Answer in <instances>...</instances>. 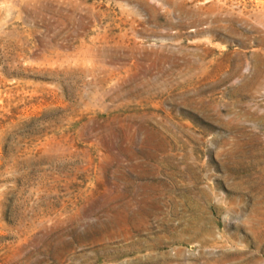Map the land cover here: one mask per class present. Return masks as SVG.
I'll list each match as a JSON object with an SVG mask.
<instances>
[{"label":"rangeland","instance_id":"1","mask_svg":"<svg viewBox=\"0 0 264 264\" xmlns=\"http://www.w3.org/2000/svg\"><path fill=\"white\" fill-rule=\"evenodd\" d=\"M0 264H264V0H0Z\"/></svg>","mask_w":264,"mask_h":264},{"label":"bare ground","instance_id":"2","mask_svg":"<svg viewBox=\"0 0 264 264\" xmlns=\"http://www.w3.org/2000/svg\"><path fill=\"white\" fill-rule=\"evenodd\" d=\"M153 133L154 132L152 131L149 135V138H148L150 145L154 144V139L152 137ZM125 179H126L128 184H134L135 187H136V185H139V186H143L146 188H150V191H147L144 194L138 192L137 189L135 188L134 192L129 193V195H128V193H124L123 189L122 190L119 189V191H118L119 192L118 193L119 199L122 197L128 196L130 198V200L127 202L128 206L132 207V205H136L138 208L141 207V205L143 203H150V204H161V203H163L161 200L162 199L161 196L164 194V191L161 188L159 189V187L167 185L169 188L173 189L177 183V180L175 181V179L173 177L172 178L166 177L165 179H162L160 177L153 176L149 180L142 182V183H137L136 180L128 178V177H126ZM118 187H119V185H118ZM151 187H153V192H151ZM204 194L209 196L208 192H204ZM170 197H172V196H170ZM110 199H113V196H110L109 200ZM164 199H165L166 203H169V202L173 203V198H170V200H167L166 198H164ZM135 210L133 212H135ZM142 212H143V209H139L138 211L135 212V214H141ZM147 212H151V211H147ZM140 230H142V229H140ZM140 242L141 241H135V245L129 249L124 247L122 250H120V253H119L120 257L136 253L139 250L138 244Z\"/></svg>","mask_w":264,"mask_h":264}]
</instances>
